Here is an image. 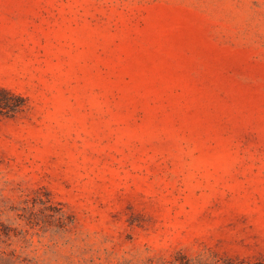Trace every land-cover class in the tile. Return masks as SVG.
Instances as JSON below:
<instances>
[{"label":"rangeland","instance_id":"374dc122","mask_svg":"<svg viewBox=\"0 0 264 264\" xmlns=\"http://www.w3.org/2000/svg\"><path fill=\"white\" fill-rule=\"evenodd\" d=\"M0 100V264L264 259V0H0Z\"/></svg>","mask_w":264,"mask_h":264},{"label":"trees","instance_id":"16d2710c","mask_svg":"<svg viewBox=\"0 0 264 264\" xmlns=\"http://www.w3.org/2000/svg\"><path fill=\"white\" fill-rule=\"evenodd\" d=\"M3 98L6 100V96H7V99H8V93L6 92H3ZM4 102L6 101H1L0 100V107H2L3 104H5ZM7 105V104H6ZM14 107H17L19 106V104H14L13 105ZM218 264H264V259H258V260H255V261H244V260H231V259H224V260H220L218 261Z\"/></svg>","mask_w":264,"mask_h":264}]
</instances>
